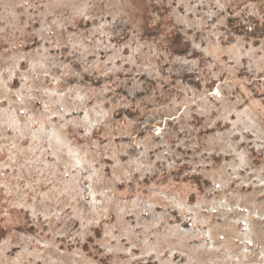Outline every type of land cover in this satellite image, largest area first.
Returning a JSON list of instances; mask_svg holds the SVG:
<instances>
[{"label":"rangeland","instance_id":"1","mask_svg":"<svg viewBox=\"0 0 264 264\" xmlns=\"http://www.w3.org/2000/svg\"><path fill=\"white\" fill-rule=\"evenodd\" d=\"M151 2L189 56L129 0H0V264H264V0Z\"/></svg>","mask_w":264,"mask_h":264},{"label":"trees","instance_id":"2","mask_svg":"<svg viewBox=\"0 0 264 264\" xmlns=\"http://www.w3.org/2000/svg\"><path fill=\"white\" fill-rule=\"evenodd\" d=\"M132 7V17L136 24L139 26L141 39L145 41L159 40L164 48L171 54V56L187 57L191 52V44L185 40L184 35L176 27L166 30L164 25L169 24L170 20L164 17L168 12V8H161L151 2V0H129ZM162 11V12H161ZM159 14L160 20H156L154 14ZM164 13V15H162ZM161 17H164L162 19ZM264 33V23L261 27L255 25L254 33ZM255 35V34H254ZM188 76V75H187ZM176 77V76H175ZM154 86L151 85L149 89ZM131 116H137L136 112H128ZM120 115V114H119ZM197 186H202V179L199 176L191 175L189 177ZM23 231H29L27 226H18ZM6 232L5 228H0V234ZM9 231V230H8ZM1 237V236H0Z\"/></svg>","mask_w":264,"mask_h":264}]
</instances>
